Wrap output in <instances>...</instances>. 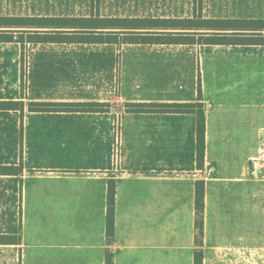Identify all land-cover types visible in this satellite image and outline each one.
<instances>
[{
    "label": "crops",
    "instance_id": "obj_1",
    "mask_svg": "<svg viewBox=\"0 0 264 264\" xmlns=\"http://www.w3.org/2000/svg\"><path fill=\"white\" fill-rule=\"evenodd\" d=\"M238 46L258 51L257 60L264 58V46ZM116 51L108 45L78 44L55 48L43 44L33 51L31 61L35 53L45 54L41 65L46 74L33 93L27 83L24 100L99 102L106 107L101 111L23 108V121L29 115L66 119L35 132L36 139L45 142L41 147L36 144L37 155H56L57 161L28 159L26 150L16 147L0 161V166L17 167L12 174H0V236L8 239L0 243V264H106L107 252L110 264H194L197 249L202 264H264V205L248 202L247 181L256 179L242 169L224 176L216 168L219 162L212 160L208 146L215 115L198 94V85L193 83L183 93L181 80L177 90L182 93L159 94L149 83L153 85L140 92L143 74L137 73L124 90L115 73ZM250 60L254 59L249 54L242 56L241 75L239 70L237 79L226 82L230 91L241 85L240 101L229 104L226 96L218 106L225 107L226 118L241 113L238 124L244 132L258 135L264 127V71L261 63L256 66ZM59 67L67 74L57 89H51L48 83L54 85L55 78L51 80L50 73ZM186 103L197 106L190 110L171 106ZM199 105L204 122L202 166L196 159ZM116 129L120 158L114 166ZM199 180L204 182L201 246L195 244L194 226ZM110 181L115 185V210L114 235L108 241ZM233 197L240 198L237 204Z\"/></svg>",
    "mask_w": 264,
    "mask_h": 264
},
{
    "label": "rangeland",
    "instance_id": "obj_2",
    "mask_svg": "<svg viewBox=\"0 0 264 264\" xmlns=\"http://www.w3.org/2000/svg\"><path fill=\"white\" fill-rule=\"evenodd\" d=\"M77 2L73 5L75 12L80 11ZM53 3V0H0V12L11 14L41 12L40 9L45 11L47 7L52 8ZM55 7L57 9L56 5ZM38 45L43 44L33 45L18 39L12 42H0V101H18L20 103L19 107L22 106V108L28 109L29 102L24 100L27 96V83L30 84L28 88L33 93L40 85L37 84V81L46 74L43 73L45 67L41 65V62L44 61V53H35L31 61V55ZM45 45L54 48L68 46V44L58 43ZM115 48L119 51H116L118 58L115 59L117 65L115 73H117V79L119 78L124 90L128 88L127 86L131 82H134L137 73L143 74L139 80L142 86L140 92H144L154 84V92L159 94L182 93L177 90L178 82L181 80L185 86L183 93L188 92V87H191L193 83L198 85L199 95L206 100L208 109H211L213 115H215L210 120L208 146L212 160L219 162V166L216 168L224 176L238 174L241 169L244 170L245 175L249 159L257 150V135L255 132H244L245 127L238 124L241 113L238 115L232 113L229 118H226L224 115L225 107L218 105L225 101L226 96H230L226 100L229 104L240 101L241 85L239 84L238 88L235 87L234 90L230 91V87L228 84L226 85V82L231 78L237 79L238 76L235 75L236 72L239 73V70L241 75L239 64L242 56H248L249 54L250 59H254L253 61L250 60V63H256V66L257 63H261V68L264 71V58L259 60L255 58L259 53L258 51L243 50V46L226 47L199 44L121 45L120 48ZM134 48L143 50H139V52ZM30 62L32 63L31 70L28 72ZM250 70H252L251 66L249 72ZM66 74V70H62L60 67L57 68L54 73H50L51 80L55 78V83L54 85L48 83V86L51 89L52 87L57 89V82L60 78H64ZM254 78L257 79V77ZM235 92L236 95L234 96ZM209 102H212L213 107ZM228 108L230 110V107ZM22 110L21 108L17 110H0V161L5 159L6 156L10 157L13 153L11 149L14 147L18 148L19 151L22 148L26 150L27 158L31 160L57 161L58 157L56 155H47L45 152L37 155V148H40L45 142L42 139H36L35 132L44 126L52 127L56 121H64L66 118L29 115L23 121L24 112ZM232 112H235V110L233 109ZM220 113H223V115ZM226 116L228 115L226 114ZM53 139H57V136ZM247 182L249 204L264 205V183L259 180H249ZM233 189L235 190L234 187ZM231 199L234 204H237V201L240 200L239 197Z\"/></svg>",
    "mask_w": 264,
    "mask_h": 264
},
{
    "label": "trees",
    "instance_id": "obj_3",
    "mask_svg": "<svg viewBox=\"0 0 264 264\" xmlns=\"http://www.w3.org/2000/svg\"><path fill=\"white\" fill-rule=\"evenodd\" d=\"M52 8L32 13H1L0 42L30 44L108 45H261L264 46V0H53ZM79 3V12L73 5ZM57 6V9L55 7ZM72 6V8H71ZM199 94V91H198ZM199 96V95H198ZM18 101H0V110H17ZM190 110L197 104H174ZM99 102H36L30 111H101ZM197 112L196 159H204V122ZM16 166H0V174H12ZM195 244L202 245L204 182L195 183ZM115 185L108 184L106 236L114 235ZM8 239L0 236V243ZM107 252L106 264H110ZM194 264H202L201 250Z\"/></svg>",
    "mask_w": 264,
    "mask_h": 264
},
{
    "label": "built area",
    "instance_id": "obj_4",
    "mask_svg": "<svg viewBox=\"0 0 264 264\" xmlns=\"http://www.w3.org/2000/svg\"><path fill=\"white\" fill-rule=\"evenodd\" d=\"M258 145L256 153L250 157L246 174L251 179L264 182V127L259 129ZM120 138L119 130H115V138L113 143L112 159L114 166H117L120 158Z\"/></svg>",
    "mask_w": 264,
    "mask_h": 264
}]
</instances>
